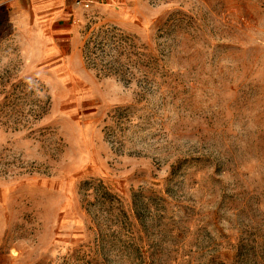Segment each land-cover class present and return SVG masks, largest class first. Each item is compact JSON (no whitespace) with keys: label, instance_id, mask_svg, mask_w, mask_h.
I'll return each mask as SVG.
<instances>
[{"label":"rangeland","instance_id":"374dc122","mask_svg":"<svg viewBox=\"0 0 264 264\" xmlns=\"http://www.w3.org/2000/svg\"><path fill=\"white\" fill-rule=\"evenodd\" d=\"M58 3L0 0V264H264V0Z\"/></svg>","mask_w":264,"mask_h":264},{"label":"crops","instance_id":"0c3cea01","mask_svg":"<svg viewBox=\"0 0 264 264\" xmlns=\"http://www.w3.org/2000/svg\"><path fill=\"white\" fill-rule=\"evenodd\" d=\"M75 1H76V4L81 5V3L80 4L78 3V0H75ZM80 1H88V2H91V4H93V3L96 4V3L101 2V0H80ZM36 2L42 6L43 10H47V11H52V10L54 11L55 10V13L56 12L60 13L58 15V19L62 20L65 17L66 10L58 8L59 7L58 0H36Z\"/></svg>","mask_w":264,"mask_h":264},{"label":"built area","instance_id":"2783aa9c","mask_svg":"<svg viewBox=\"0 0 264 264\" xmlns=\"http://www.w3.org/2000/svg\"><path fill=\"white\" fill-rule=\"evenodd\" d=\"M78 3L80 4H82L84 7H90L91 6V2H88V1H80V0H78Z\"/></svg>","mask_w":264,"mask_h":264}]
</instances>
